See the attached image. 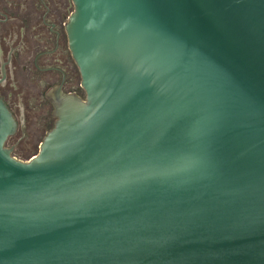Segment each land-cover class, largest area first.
Here are the masks:
<instances>
[{
	"label": "water",
	"instance_id": "95a60500",
	"mask_svg": "<svg viewBox=\"0 0 264 264\" xmlns=\"http://www.w3.org/2000/svg\"><path fill=\"white\" fill-rule=\"evenodd\" d=\"M72 3L28 161L0 99V264H264V0Z\"/></svg>",
	"mask_w": 264,
	"mask_h": 264
},
{
	"label": "flooded vegetation",
	"instance_id": "af4514ba",
	"mask_svg": "<svg viewBox=\"0 0 264 264\" xmlns=\"http://www.w3.org/2000/svg\"><path fill=\"white\" fill-rule=\"evenodd\" d=\"M72 0H0V99L16 130L4 147L30 159L53 128L55 96L84 99L69 49Z\"/></svg>",
	"mask_w": 264,
	"mask_h": 264
},
{
	"label": "rangeland",
	"instance_id": "374dc122",
	"mask_svg": "<svg viewBox=\"0 0 264 264\" xmlns=\"http://www.w3.org/2000/svg\"><path fill=\"white\" fill-rule=\"evenodd\" d=\"M37 152H35L34 154H36ZM34 156V155H33ZM16 160H19V161H23V162H25V161H28V159H19L18 157L16 158Z\"/></svg>",
	"mask_w": 264,
	"mask_h": 264
}]
</instances>
